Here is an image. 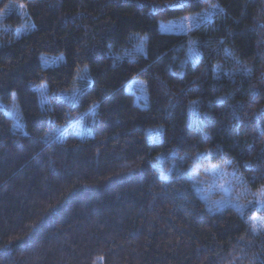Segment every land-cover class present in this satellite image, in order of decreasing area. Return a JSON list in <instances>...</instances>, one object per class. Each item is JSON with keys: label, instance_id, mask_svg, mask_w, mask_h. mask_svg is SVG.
Wrapping results in <instances>:
<instances>
[{"label": "trees", "instance_id": "obj_1", "mask_svg": "<svg viewBox=\"0 0 264 264\" xmlns=\"http://www.w3.org/2000/svg\"><path fill=\"white\" fill-rule=\"evenodd\" d=\"M213 166L264 188V0H0V264H264Z\"/></svg>", "mask_w": 264, "mask_h": 264}, {"label": "rangeland", "instance_id": "obj_2", "mask_svg": "<svg viewBox=\"0 0 264 264\" xmlns=\"http://www.w3.org/2000/svg\"><path fill=\"white\" fill-rule=\"evenodd\" d=\"M220 8L216 7L208 12L187 15L179 20L169 21L162 24V32L190 34L194 29L202 23L211 22L213 15ZM202 54L198 47L189 46L187 51V61L197 63L201 60ZM57 64L54 60L43 58V65ZM127 91L132 93L137 104L145 106L147 103L146 83L141 80H133L127 87ZM17 116H15L16 118ZM17 121V120H16ZM18 124V121H17ZM213 166L206 169L205 175H200V178L195 181V185L204 189V200L209 207L216 211H222L227 207L237 208L239 210H246L255 206L258 210L257 218L255 219V230L264 228V206L263 200L264 188L261 193L249 194L248 189L239 188L237 184L239 181L235 180V171L231 168L223 166L217 168ZM196 182L198 184H196ZM218 193L217 195H214Z\"/></svg>", "mask_w": 264, "mask_h": 264}]
</instances>
